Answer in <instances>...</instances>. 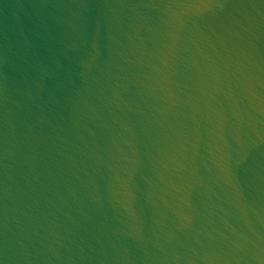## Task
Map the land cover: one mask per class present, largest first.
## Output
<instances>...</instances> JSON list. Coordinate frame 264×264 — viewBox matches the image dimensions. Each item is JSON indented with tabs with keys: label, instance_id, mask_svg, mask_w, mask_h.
I'll return each instance as SVG.
<instances>
[{
	"label": "water",
	"instance_id": "obj_1",
	"mask_svg": "<svg viewBox=\"0 0 264 264\" xmlns=\"http://www.w3.org/2000/svg\"><path fill=\"white\" fill-rule=\"evenodd\" d=\"M0 264H264V0H0Z\"/></svg>",
	"mask_w": 264,
	"mask_h": 264
}]
</instances>
